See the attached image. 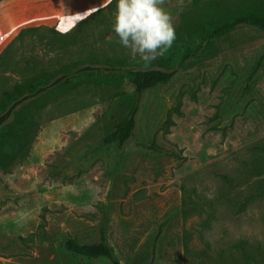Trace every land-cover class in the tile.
<instances>
[{
  "label": "rangeland",
  "instance_id": "rangeland-1",
  "mask_svg": "<svg viewBox=\"0 0 264 264\" xmlns=\"http://www.w3.org/2000/svg\"><path fill=\"white\" fill-rule=\"evenodd\" d=\"M105 2L0 0V96L75 64L119 69L45 98L29 157L0 169V264H264V168L244 166L264 138V65L249 80L264 31L241 25L193 64L180 66L177 53L189 21L264 9V0H165L176 40L148 68L178 72L144 92L121 149L103 140L137 98L125 70L145 68L113 31L116 0ZM89 12L74 29L66 23ZM68 236H103L115 259L72 253Z\"/></svg>",
  "mask_w": 264,
  "mask_h": 264
},
{
  "label": "trees",
  "instance_id": "trees-1",
  "mask_svg": "<svg viewBox=\"0 0 264 264\" xmlns=\"http://www.w3.org/2000/svg\"><path fill=\"white\" fill-rule=\"evenodd\" d=\"M209 9L208 16H212L215 10L211 4ZM241 25L253 26L264 31V9L248 7L231 17L211 20L209 24L197 25L189 21L184 27L188 39L180 41L177 47L180 66L215 56L218 53L217 41ZM263 65L264 52L253 67L249 80L255 78ZM117 68L114 62H110L107 66L81 67L75 64V69L64 67L61 69L62 73L53 78L52 75L47 76L45 73L33 75L12 91L0 96V169L10 171L16 164L29 157L30 148L39 130L38 116L45 98L56 90L65 92L73 86L77 88L80 84L92 80L113 78L115 72L119 70ZM125 72L127 79L134 85L137 98L129 114L103 140L104 143H116L120 149L124 148L135 134L144 92L160 84H167L178 70L138 68L126 69ZM251 149L252 157L244 163V166L249 173L261 175L264 168V138L255 143ZM63 245L68 251L89 258L104 256L110 260L115 259L113 249L103 236L99 241L92 243L79 242L74 237L68 236Z\"/></svg>",
  "mask_w": 264,
  "mask_h": 264
},
{
  "label": "clouds",
  "instance_id": "clouds-1",
  "mask_svg": "<svg viewBox=\"0 0 264 264\" xmlns=\"http://www.w3.org/2000/svg\"><path fill=\"white\" fill-rule=\"evenodd\" d=\"M112 2L106 0L102 6ZM164 4L165 0H116L113 31L131 59L142 63L145 69L165 56L176 40L173 16ZM89 14H74L66 18V23L74 29Z\"/></svg>",
  "mask_w": 264,
  "mask_h": 264
},
{
  "label": "crops",
  "instance_id": "crops-1",
  "mask_svg": "<svg viewBox=\"0 0 264 264\" xmlns=\"http://www.w3.org/2000/svg\"><path fill=\"white\" fill-rule=\"evenodd\" d=\"M21 22H18L17 24H20Z\"/></svg>",
  "mask_w": 264,
  "mask_h": 264
},
{
  "label": "water",
  "instance_id": "water-1",
  "mask_svg": "<svg viewBox=\"0 0 264 264\" xmlns=\"http://www.w3.org/2000/svg\"><path fill=\"white\" fill-rule=\"evenodd\" d=\"M116 264H119V263H116Z\"/></svg>",
  "mask_w": 264,
  "mask_h": 264
}]
</instances>
